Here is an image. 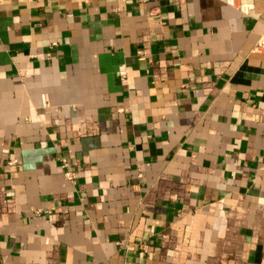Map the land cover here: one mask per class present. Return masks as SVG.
Returning <instances> with one entry per match:
<instances>
[{"label":"crops","instance_id":"1","mask_svg":"<svg viewBox=\"0 0 264 264\" xmlns=\"http://www.w3.org/2000/svg\"><path fill=\"white\" fill-rule=\"evenodd\" d=\"M0 264H264V0H0Z\"/></svg>","mask_w":264,"mask_h":264},{"label":"built area","instance_id":"2","mask_svg":"<svg viewBox=\"0 0 264 264\" xmlns=\"http://www.w3.org/2000/svg\"><path fill=\"white\" fill-rule=\"evenodd\" d=\"M140 2H148L151 0H138ZM119 74V79L122 84L127 83V76H126V71L121 69L118 72ZM16 162L15 159H12L9 163L14 164ZM60 166L63 169V174L64 177L67 181L72 182L76 176V171L71 167L69 161L66 158H60Z\"/></svg>","mask_w":264,"mask_h":264}]
</instances>
